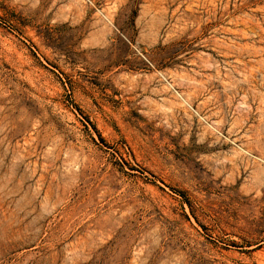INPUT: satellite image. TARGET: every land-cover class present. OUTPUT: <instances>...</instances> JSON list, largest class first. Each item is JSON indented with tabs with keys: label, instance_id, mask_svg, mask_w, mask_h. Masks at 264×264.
Here are the masks:
<instances>
[{
	"label": "rangeland",
	"instance_id": "obj_1",
	"mask_svg": "<svg viewBox=\"0 0 264 264\" xmlns=\"http://www.w3.org/2000/svg\"><path fill=\"white\" fill-rule=\"evenodd\" d=\"M0 264H264V0H0Z\"/></svg>",
	"mask_w": 264,
	"mask_h": 264
}]
</instances>
